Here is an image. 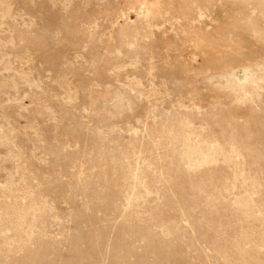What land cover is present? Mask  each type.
<instances>
[{
	"label": "rangeland",
	"instance_id": "obj_1",
	"mask_svg": "<svg viewBox=\"0 0 264 264\" xmlns=\"http://www.w3.org/2000/svg\"><path fill=\"white\" fill-rule=\"evenodd\" d=\"M0 264H264V0H0Z\"/></svg>",
	"mask_w": 264,
	"mask_h": 264
}]
</instances>
